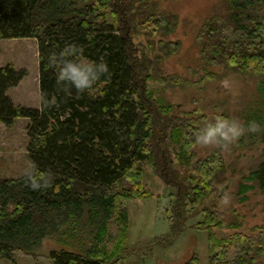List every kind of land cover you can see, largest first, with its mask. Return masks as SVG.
<instances>
[{
    "label": "trees",
    "instance_id": "obj_1",
    "mask_svg": "<svg viewBox=\"0 0 264 264\" xmlns=\"http://www.w3.org/2000/svg\"><path fill=\"white\" fill-rule=\"evenodd\" d=\"M178 25L179 16L160 0H0V39L38 42L41 97L39 108L14 103L7 91L26 71L0 66V121L10 126L26 118L29 137L24 170L0 175V262L45 249L51 264H133L129 201L155 196L145 183L149 163L175 188L169 235L180 233L185 212L202 215L193 227L207 234V261L195 253L186 264H264V223L247 232L237 209L231 218L216 210L213 193L229 169L224 156L213 149L197 157L193 133L218 115L184 110L167 94L183 83L165 67L181 47L171 38ZM196 41L205 67L260 78L245 123L264 125V0H227L224 10L203 20ZM73 43L83 49L73 59L108 64L84 94L59 86L60 65L49 63L53 52ZM151 79L164 85L162 95ZM252 136L261 154L239 181L241 201L250 190L264 193V132ZM26 171L51 185L31 190Z\"/></svg>",
    "mask_w": 264,
    "mask_h": 264
},
{
    "label": "rangeland",
    "instance_id": "obj_2",
    "mask_svg": "<svg viewBox=\"0 0 264 264\" xmlns=\"http://www.w3.org/2000/svg\"><path fill=\"white\" fill-rule=\"evenodd\" d=\"M226 2L160 0L162 8L179 16L178 28L171 38L181 42L179 51L166 59L165 67L168 73L181 77L183 83L171 87L167 94L173 103L184 110L201 107L210 117L226 114L229 119L237 118L245 123V112L258 94L257 83L260 78L225 67H205L199 59V45L196 41L203 20L224 10ZM38 56V42L35 38L0 39V66L13 64L18 70L26 71L19 84L7 91L16 104L40 107ZM222 81H228L229 86L224 87ZM149 85L157 90V95H162L164 85L160 81L151 79ZM27 124L28 120L22 117L15 118L10 126L0 121V175L5 173L7 176H17L29 163ZM261 147L262 144L248 133L227 149L198 146L196 150L197 157L213 149L220 150L224 156L229 169L227 180L218 184L213 193L216 196V210L231 218L237 209V219L244 223L241 229L247 232L252 226L264 223V193L259 189L250 190L248 198L241 201L237 195L238 184L242 175L248 174L256 165ZM144 168L146 186L155 196L129 201L128 245L137 250L133 264H186L195 253L205 263L208 257L207 234L193 227L202 220V215L198 213L194 216L185 212L188 218L180 233L174 237L169 235V218L173 214L170 193L175 188L157 176L149 163H144ZM212 203L209 201V204ZM216 231L222 235L232 232L219 228ZM43 251L37 254L18 251L14 262L1 261L0 264H51L47 251Z\"/></svg>",
    "mask_w": 264,
    "mask_h": 264
},
{
    "label": "clouds",
    "instance_id": "obj_3",
    "mask_svg": "<svg viewBox=\"0 0 264 264\" xmlns=\"http://www.w3.org/2000/svg\"><path fill=\"white\" fill-rule=\"evenodd\" d=\"M83 49L77 44H68L59 54L53 52L50 56L49 63L55 67L60 65L59 72L56 75L57 84L64 87L65 91H71L74 88L77 94L90 92L97 81L107 74L108 64L103 58L100 62L86 61L81 62L79 57L82 55ZM224 87H228V81L221 82ZM71 86V87H69ZM47 105V100H44ZM264 132V125L257 121H248L242 123L237 118H225L224 116H216L213 120L208 121L202 128L197 129L193 133L194 146L202 148L219 147L227 149L245 134H256ZM193 137H190L192 139ZM51 172L48 173L50 177ZM25 186L33 191L44 190L51 185V181L38 182L33 178L30 172L24 173Z\"/></svg>",
    "mask_w": 264,
    "mask_h": 264
}]
</instances>
